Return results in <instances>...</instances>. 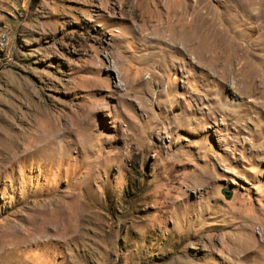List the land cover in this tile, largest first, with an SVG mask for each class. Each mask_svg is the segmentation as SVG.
<instances>
[{"label": "rangeland", "instance_id": "374dc122", "mask_svg": "<svg viewBox=\"0 0 264 264\" xmlns=\"http://www.w3.org/2000/svg\"><path fill=\"white\" fill-rule=\"evenodd\" d=\"M263 88L264 0H0V264H264Z\"/></svg>", "mask_w": 264, "mask_h": 264}, {"label": "bare ground", "instance_id": "6f19581e", "mask_svg": "<svg viewBox=\"0 0 264 264\" xmlns=\"http://www.w3.org/2000/svg\"><path fill=\"white\" fill-rule=\"evenodd\" d=\"M183 13H184V11H183ZM178 14H179V13H178ZM183 19H184V18H183ZM183 19H182V20H183ZM191 22H192V20H191ZM186 45H187V44H185V46H186ZM175 48H176V47H175ZM177 48H178V47H177ZM254 77H255V76H254ZM256 83H257V82H256ZM255 85H256V84H255ZM255 85H254V86H255ZM257 87H258V86H257ZM263 89H264V88H263ZM263 89H262V90H263Z\"/></svg>", "mask_w": 264, "mask_h": 264}]
</instances>
